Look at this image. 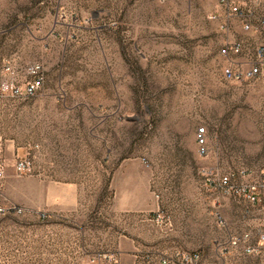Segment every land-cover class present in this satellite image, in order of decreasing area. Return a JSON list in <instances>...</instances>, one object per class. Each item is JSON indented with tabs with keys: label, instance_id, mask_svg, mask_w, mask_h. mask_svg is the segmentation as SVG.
I'll list each match as a JSON object with an SVG mask.
<instances>
[{
	"label": "rangeland",
	"instance_id": "rangeland-1",
	"mask_svg": "<svg viewBox=\"0 0 264 264\" xmlns=\"http://www.w3.org/2000/svg\"><path fill=\"white\" fill-rule=\"evenodd\" d=\"M216 14L219 0H0V80L6 64L23 81L34 62L45 75L0 106V264H162L180 251L221 264L242 208L215 184L264 168V79L225 78L260 43L225 55L248 33Z\"/></svg>",
	"mask_w": 264,
	"mask_h": 264
},
{
	"label": "built area",
	"instance_id": "built-area-1",
	"mask_svg": "<svg viewBox=\"0 0 264 264\" xmlns=\"http://www.w3.org/2000/svg\"><path fill=\"white\" fill-rule=\"evenodd\" d=\"M222 14L214 15L215 18L221 19L222 27L229 31L231 22L237 20L241 22L245 30H253L258 28L254 25L257 20L259 27L264 26V13L260 16L256 14L255 8L251 0H219ZM262 3L264 0H257ZM245 51L242 41H235L226 44L222 48V52L227 56L241 55ZM250 65L241 66L239 62L232 60L225 68V78L230 81L243 80H262L264 79V43L256 47V52L251 58ZM239 64V65H238ZM4 78L0 80V106L6 97L28 98L35 95L42 88L45 75L43 66L40 63H32L26 67L28 79L20 80L13 77L14 68L11 64L4 67ZM197 141L199 144V153L207 154L208 133L205 127H200L197 132ZM7 162L3 156V149L0 147V183L6 177ZM29 168V162L20 159L17 163V169L25 172ZM215 186L227 196H231L239 203H246L251 206H264V168L258 178L250 180L247 174L236 176L234 174H221ZM0 212H7V208L0 207ZM220 223L226 225V221L221 219ZM254 235L258 237V243H253ZM261 244H264V228L254 231H245L241 233H231L226 239L218 242L219 256L222 264H237L235 260H231V256H242L245 254L256 253ZM107 264H121L120 259L115 254H108ZM202 255L199 252L180 251L174 256H165L162 264H201ZM93 264H101L95 260ZM104 264V263H102Z\"/></svg>",
	"mask_w": 264,
	"mask_h": 264
},
{
	"label": "crops",
	"instance_id": "crops-1",
	"mask_svg": "<svg viewBox=\"0 0 264 264\" xmlns=\"http://www.w3.org/2000/svg\"><path fill=\"white\" fill-rule=\"evenodd\" d=\"M243 1H247V0H243ZM251 1H252L251 3H253V5H254L256 14L258 16L262 15L264 13V2L259 4V2H257V0H251ZM235 21H237V20H235ZM237 22H239V21H237ZM239 23L241 24V22H239ZM253 23L258 28L248 31V30L244 29L242 24L240 27L237 28L239 31L242 30V31H245L249 34V35L245 34L243 36L244 40H241L244 43L245 51L247 49L250 51L251 48L252 47L255 48V46L257 44L264 43V26L259 27L257 20H254ZM231 29H232V25H231ZM231 29L229 31H231ZM69 184L72 186H77L79 183L77 181H72V182H69ZM209 199H210V201L212 200L211 198H209ZM209 199L207 198L206 200L208 201ZM239 205H240V208H242L241 217L239 216V218H241V220H240L241 226H239L238 230L235 232L229 231L228 235L231 233H241V232H245V231H249V230L256 232L257 229H260V228L263 229L264 228V206H262V205L251 206V205L246 204V203H239ZM253 243L254 244L258 243L257 235H254ZM230 259L235 260L237 264H264V244H261L259 246L258 251L256 253L245 254L242 256H231ZM202 260H203V262L201 264H211L207 258H203ZM222 263L223 262H221V264Z\"/></svg>",
	"mask_w": 264,
	"mask_h": 264
}]
</instances>
